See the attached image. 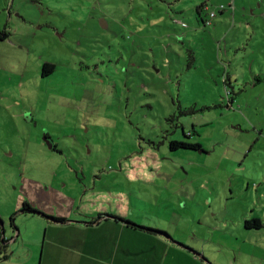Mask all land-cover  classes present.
Wrapping results in <instances>:
<instances>
[{
    "label": "rangeland",
    "instance_id": "374dc122",
    "mask_svg": "<svg viewBox=\"0 0 264 264\" xmlns=\"http://www.w3.org/2000/svg\"><path fill=\"white\" fill-rule=\"evenodd\" d=\"M3 30L10 256L33 243L39 260L44 227L68 226L53 219L105 215L264 264V228L244 227L264 225V0H0ZM170 141L200 149L170 151Z\"/></svg>",
    "mask_w": 264,
    "mask_h": 264
},
{
    "label": "crops",
    "instance_id": "0c3cea01",
    "mask_svg": "<svg viewBox=\"0 0 264 264\" xmlns=\"http://www.w3.org/2000/svg\"><path fill=\"white\" fill-rule=\"evenodd\" d=\"M106 222L107 219L93 224H70L67 221L65 224L68 226H45L39 260L34 254L32 243L29 256H10L8 248V258L0 264H237L240 258L235 255L232 263L228 258L223 260L218 250L223 247L220 242L205 245L203 243L208 241H198L195 234L192 237L194 242L191 243L174 235L171 238L202 254L203 258L159 234H150L123 222ZM6 237L13 239V236ZM242 259V264H248L245 258Z\"/></svg>",
    "mask_w": 264,
    "mask_h": 264
},
{
    "label": "trees",
    "instance_id": "16d2710c",
    "mask_svg": "<svg viewBox=\"0 0 264 264\" xmlns=\"http://www.w3.org/2000/svg\"><path fill=\"white\" fill-rule=\"evenodd\" d=\"M205 7H207V5L202 4V5L197 6V11H198L199 15L201 14L202 10H206ZM219 13H222V12H219ZM206 21L207 20L202 22L204 26H207L205 24ZM7 38H8V33L5 30L0 31V40L4 41ZM53 69H54L53 66H51L49 64H43L42 76H45L49 73H52ZM181 149L182 150H193V151L195 150L196 151V150L200 149V146L198 144H192V143H186V142H180V141H170L169 142V150L170 151H177V150H181ZM24 206L27 207V209H24V211L26 210V212L34 213V211L32 209H30V207L27 204H24ZM103 219L105 220V215H103V216L98 215L96 217V219H94L91 222V224L97 223L98 221L103 220ZM115 220H119V219H115ZM52 221L57 222V223L67 222V221L60 220V219H53ZM10 225L14 229V231L17 233L16 234V237H17L18 236V230L13 223V219H11ZM132 227L144 230L150 234H154V233L158 234L159 233L158 231H154V230L147 229V228L140 227V226H132ZM244 227L246 229L260 230V229L264 228V225L261 223V221L259 219H252V220L245 221ZM3 233H4V230L1 227V220H0V263H3L7 260V258H8V245H9V242L11 241V240H9V238L6 239L7 237Z\"/></svg>",
    "mask_w": 264,
    "mask_h": 264
},
{
    "label": "water",
    "instance_id": "95a60500",
    "mask_svg": "<svg viewBox=\"0 0 264 264\" xmlns=\"http://www.w3.org/2000/svg\"><path fill=\"white\" fill-rule=\"evenodd\" d=\"M42 140H43V142L46 144V146H47L48 149H52V148H53V142H52L51 138L47 135V132H44V133H43ZM1 227L3 228V223H2V222H1ZM3 234H4V233H3ZM158 234L161 235V236H163L164 238H166V239H168V240H171L174 244H178V245H180V246H183V244H181V243L176 242L175 240H173V239L171 238V236H169L166 232H162V231H161V232H159ZM183 247H184L185 249L191 251L192 253L197 254L199 257H202V258H203L202 254L196 253L194 250L190 249L189 247H185V246H183Z\"/></svg>",
    "mask_w": 264,
    "mask_h": 264
},
{
    "label": "built area",
    "instance_id": "2783aa9c",
    "mask_svg": "<svg viewBox=\"0 0 264 264\" xmlns=\"http://www.w3.org/2000/svg\"><path fill=\"white\" fill-rule=\"evenodd\" d=\"M205 9H206V11H208L207 7H205ZM226 9H229V10L233 11V5H232L231 2L228 4L227 7H225L223 5H220L219 7H216V10L219 11V12H224V11H226ZM216 10H212V11L208 12V19H207V21L205 23L207 26L210 25V21L216 17ZM181 24H182L183 27H186V24H184V23H181ZM6 239H8V238H6Z\"/></svg>",
    "mask_w": 264,
    "mask_h": 264
},
{
    "label": "flooded vegetation",
    "instance_id": "af4514ba",
    "mask_svg": "<svg viewBox=\"0 0 264 264\" xmlns=\"http://www.w3.org/2000/svg\"><path fill=\"white\" fill-rule=\"evenodd\" d=\"M52 150L56 151L57 149L56 148H53Z\"/></svg>",
    "mask_w": 264,
    "mask_h": 264
}]
</instances>
